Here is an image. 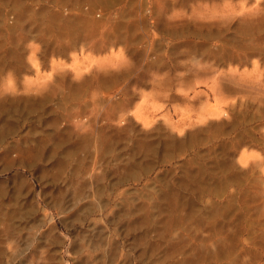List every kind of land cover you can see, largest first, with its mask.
<instances>
[{
	"label": "rangeland",
	"instance_id": "obj_1",
	"mask_svg": "<svg viewBox=\"0 0 264 264\" xmlns=\"http://www.w3.org/2000/svg\"><path fill=\"white\" fill-rule=\"evenodd\" d=\"M0 264H264V0H0Z\"/></svg>",
	"mask_w": 264,
	"mask_h": 264
}]
</instances>
